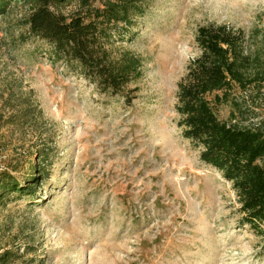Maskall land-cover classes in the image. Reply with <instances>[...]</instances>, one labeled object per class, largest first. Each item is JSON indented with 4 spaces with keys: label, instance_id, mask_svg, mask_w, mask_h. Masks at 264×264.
Instances as JSON below:
<instances>
[{
    "label": "rangeland",
    "instance_id": "374dc122",
    "mask_svg": "<svg viewBox=\"0 0 264 264\" xmlns=\"http://www.w3.org/2000/svg\"><path fill=\"white\" fill-rule=\"evenodd\" d=\"M23 9L0 14V175L22 182L35 163L38 181L0 203V255H12L1 264H264L231 182L201 160L176 110L178 83L200 53L198 27L242 28L258 47L264 0H146L113 46L144 63L118 94L29 34ZM9 92L41 115L5 124ZM228 97L221 119L264 121V82Z\"/></svg>",
    "mask_w": 264,
    "mask_h": 264
},
{
    "label": "trees",
    "instance_id": "16d2710c",
    "mask_svg": "<svg viewBox=\"0 0 264 264\" xmlns=\"http://www.w3.org/2000/svg\"><path fill=\"white\" fill-rule=\"evenodd\" d=\"M74 1L70 13L62 6ZM24 8L29 34L48 41L57 56L75 61L102 90L120 93L143 73V59L129 49L114 55V43L127 36L128 26L146 11V0H0V14ZM253 36V35H252ZM200 53L190 60L178 83L176 110L182 135L199 149L200 158L231 182L239 203L241 223L261 239L264 251V121L242 125L232 112L230 120L217 114V107L230 101L235 86L246 91L264 82V42L255 46L251 35L226 23L198 27ZM5 124H27L41 115L28 97L9 92ZM238 104V103H236ZM35 111H39L35 113ZM40 158V156H38ZM30 175L20 182L0 175V203L13 191L30 193L37 183ZM0 264L12 255H0Z\"/></svg>",
    "mask_w": 264,
    "mask_h": 264
}]
</instances>
